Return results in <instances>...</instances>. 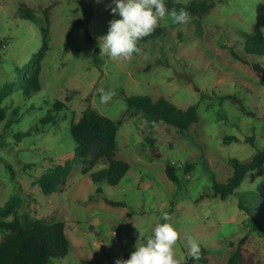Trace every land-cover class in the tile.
Instances as JSON below:
<instances>
[{"label":"rangeland","instance_id":"1","mask_svg":"<svg viewBox=\"0 0 264 264\" xmlns=\"http://www.w3.org/2000/svg\"><path fill=\"white\" fill-rule=\"evenodd\" d=\"M199 1L214 6L184 24L166 14L157 25L161 37L136 56L111 59L100 54L99 44L109 22L119 19L111 11L113 0H0V90L9 87L0 108L6 121L13 120L8 127L0 122V206L15 197L19 220L65 222L70 250L49 264L127 260L163 222L164 213L178 232L177 264L190 261L191 243L205 251L206 263L196 264H226L239 244L264 264V239L238 208L237 196L222 201L211 189L213 178L224 183L230 177V159L247 162L264 146V75L254 70L264 69V56L244 50L247 37H264V0ZM21 6L33 12L36 23L21 19ZM44 11L48 50L40 62V90L25 97L22 77L30 72L23 68L41 48ZM137 95L164 98L182 110L195 106L198 121L182 137L169 126L150 129L143 117L127 114L126 98ZM57 101L65 108L56 124L40 127L39 119ZM88 108L117 125L115 159L130 168L109 186L92 183L76 165L55 194L44 196L35 182L72 153L70 123ZM34 126L38 132L15 141L14 134ZM231 137L238 141L226 140ZM247 137L253 144L245 142ZM167 164L184 180L181 188L167 179ZM188 164L194 170L182 176ZM235 193L245 197L264 227V166L248 173ZM104 199L123 205L110 206ZM4 236L0 233V241Z\"/></svg>","mask_w":264,"mask_h":264},{"label":"trees","instance_id":"2","mask_svg":"<svg viewBox=\"0 0 264 264\" xmlns=\"http://www.w3.org/2000/svg\"><path fill=\"white\" fill-rule=\"evenodd\" d=\"M168 12L175 10L179 12L184 8L190 13V17L202 16L206 14L213 6V3H207L199 0H192L189 4L183 5L176 0H164ZM20 17L26 21L36 23L31 15V10L20 8ZM44 21L41 26V48L34 54L29 63L24 66L23 71L29 69V76L22 77V93L29 97L31 93L40 90L39 75L41 72L40 62L48 50V18L47 11L43 12ZM163 30L156 27L154 31L137 42L140 48L145 44L153 43L161 37ZM86 40L92 42V38L86 34ZM245 53L253 56H264V37H247L244 43ZM139 53V52H138ZM138 53H134L136 56ZM233 57L237 56L232 53ZM264 86V76L261 80ZM8 85L0 90V96L6 94ZM127 114L130 119L143 117L150 129L159 125H165L173 128L177 134L182 137L183 134L194 124L197 123L196 107L190 106L185 110L177 108L171 102L164 98H158L152 101L148 96H131L126 98ZM65 108L61 102H55L51 105L47 113L39 119L40 127L46 125H55L58 113ZM0 122H5L4 127L12 124L13 120L6 121L5 111L0 108ZM39 128L29 129L24 133L14 134L16 142H20L24 137L30 136L33 132H38ZM118 131L117 125L109 118L100 115L98 112L86 109L77 121L70 123L69 132L75 147L72 153L65 154L61 161L53 166L50 173L42 175L36 180L44 196H51L56 193L57 187L66 180L71 170L76 165H82L81 174L89 175L94 184L105 182L109 186H116L129 170V165L121 160L115 159V135ZM227 141H238L235 137L226 138ZM253 137H247L246 143L253 144ZM227 164L232 168L230 177L224 183H219L213 178L212 192L214 197L224 201L231 195L237 196V206L249 217L251 228L261 235L264 239V227L247 205L244 196L235 193L236 189L243 182L248 173L254 172L264 166V146L257 150L253 157L247 162H241L236 159H230ZM102 166L98 171L90 173L94 168ZM8 168V167H7ZM12 174V170L8 168ZM194 170V164H188L182 168V176L190 174ZM164 172L169 181L178 188L184 181L177 175L175 168L167 164ZM181 188V187H180ZM252 197V196H251ZM104 202L110 206L122 207L120 202H114L104 199ZM18 199L11 197L4 205L0 206V217L5 219L9 215L15 218L11 221H0V233H4V238L0 241V264H49L53 259L65 257L70 244L65 235V222L63 220L52 224H44L39 220L28 221L16 218V206ZM243 241V240H242ZM199 248V262L206 263L204 258V248ZM252 254L246 253L241 245H237L226 264H257ZM184 264H193V261Z\"/></svg>","mask_w":264,"mask_h":264},{"label":"clouds","instance_id":"3","mask_svg":"<svg viewBox=\"0 0 264 264\" xmlns=\"http://www.w3.org/2000/svg\"><path fill=\"white\" fill-rule=\"evenodd\" d=\"M112 13L119 16L109 22L106 35L100 38V54L111 59L130 57L139 52L137 42L151 34L158 22L166 14L175 23L184 24L190 19V13L184 8L179 12H168L164 0H113ZM162 223L152 230L146 242L130 254L127 260L117 259L115 264H177L173 247L178 240V232L169 222V215L164 213ZM188 259L193 264L199 260V248L195 243L188 246Z\"/></svg>","mask_w":264,"mask_h":264},{"label":"water","instance_id":"4","mask_svg":"<svg viewBox=\"0 0 264 264\" xmlns=\"http://www.w3.org/2000/svg\"><path fill=\"white\" fill-rule=\"evenodd\" d=\"M254 70L257 71V72H260L261 74L264 75V69L261 68L260 66H255V67H254Z\"/></svg>","mask_w":264,"mask_h":264}]
</instances>
